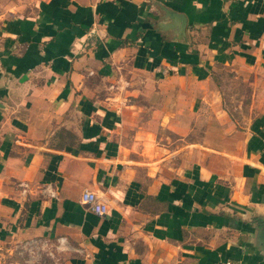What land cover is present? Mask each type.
I'll use <instances>...</instances> for the list:
<instances>
[{
	"label": "crops",
	"instance_id": "crops-1",
	"mask_svg": "<svg viewBox=\"0 0 264 264\" xmlns=\"http://www.w3.org/2000/svg\"><path fill=\"white\" fill-rule=\"evenodd\" d=\"M257 215L264 0H0V264H264Z\"/></svg>",
	"mask_w": 264,
	"mask_h": 264
},
{
	"label": "rangeland",
	"instance_id": "rangeland-1",
	"mask_svg": "<svg viewBox=\"0 0 264 264\" xmlns=\"http://www.w3.org/2000/svg\"><path fill=\"white\" fill-rule=\"evenodd\" d=\"M4 248L7 259L20 264H65L67 250L63 243L53 244L41 240L11 242Z\"/></svg>",
	"mask_w": 264,
	"mask_h": 264
},
{
	"label": "built area",
	"instance_id": "built-area-1",
	"mask_svg": "<svg viewBox=\"0 0 264 264\" xmlns=\"http://www.w3.org/2000/svg\"><path fill=\"white\" fill-rule=\"evenodd\" d=\"M82 203L99 217L105 216L109 211L108 206L104 202L100 201L94 192L89 190H86L82 194ZM227 264L232 263L228 262Z\"/></svg>",
	"mask_w": 264,
	"mask_h": 264
},
{
	"label": "water",
	"instance_id": "water-1",
	"mask_svg": "<svg viewBox=\"0 0 264 264\" xmlns=\"http://www.w3.org/2000/svg\"><path fill=\"white\" fill-rule=\"evenodd\" d=\"M256 219L259 221L251 225V228L255 234L256 247L264 253V215H257Z\"/></svg>",
	"mask_w": 264,
	"mask_h": 264
}]
</instances>
